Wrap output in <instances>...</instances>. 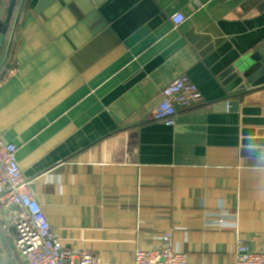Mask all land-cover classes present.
I'll return each instance as SVG.
<instances>
[{
  "label": "crops",
  "instance_id": "0c3cea01",
  "mask_svg": "<svg viewBox=\"0 0 264 264\" xmlns=\"http://www.w3.org/2000/svg\"><path fill=\"white\" fill-rule=\"evenodd\" d=\"M263 41L264 0H17L0 134L65 250L133 264L171 231L187 264H235L237 236L264 252V146L218 78ZM180 75L202 100L168 127L152 113ZM1 234L0 264H24Z\"/></svg>",
  "mask_w": 264,
  "mask_h": 264
},
{
  "label": "built area",
  "instance_id": "2783aa9c",
  "mask_svg": "<svg viewBox=\"0 0 264 264\" xmlns=\"http://www.w3.org/2000/svg\"><path fill=\"white\" fill-rule=\"evenodd\" d=\"M170 21L176 28L185 21V16L174 13ZM161 96L152 117L168 127H174L178 107H193L202 100L201 90L186 75H180L169 83ZM16 153V145L5 142L0 134L2 237L6 241L13 239L14 249L24 264H101L100 258L89 250L72 254L64 249L42 206L31 193L30 182L21 172ZM216 224L220 229L237 230L223 216L216 218ZM157 240V247L136 250L133 264H187V255L175 247L171 231L162 233ZM235 259V264H264V252L250 250L245 241L237 236Z\"/></svg>",
  "mask_w": 264,
  "mask_h": 264
},
{
  "label": "water",
  "instance_id": "95a60500",
  "mask_svg": "<svg viewBox=\"0 0 264 264\" xmlns=\"http://www.w3.org/2000/svg\"><path fill=\"white\" fill-rule=\"evenodd\" d=\"M1 2V0H0ZM17 0H10L4 22H0V50L4 48ZM8 66L0 74L5 77ZM224 86L228 111L240 115L242 144L264 146V41L240 55L219 74ZM0 250V261L2 260Z\"/></svg>",
  "mask_w": 264,
  "mask_h": 264
},
{
  "label": "trees",
  "instance_id": "16d2710c",
  "mask_svg": "<svg viewBox=\"0 0 264 264\" xmlns=\"http://www.w3.org/2000/svg\"><path fill=\"white\" fill-rule=\"evenodd\" d=\"M4 1H6V0H1V2H0V9H1V7H2V5H3V3H4ZM8 1V0H7ZM8 9H6V11H7ZM5 11V12H6ZM4 20H5V17H4V19L2 20V22H4ZM11 24V23H10ZM9 27H10V25H9ZM9 30V29H8ZM5 48V47H4ZM2 51V49L0 50V52Z\"/></svg>",
  "mask_w": 264,
  "mask_h": 264
}]
</instances>
